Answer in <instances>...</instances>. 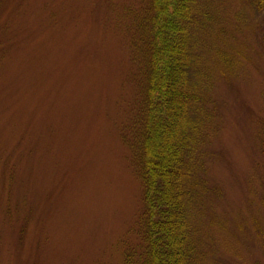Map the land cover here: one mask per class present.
<instances>
[{"label": "rangeland", "instance_id": "374dc122", "mask_svg": "<svg viewBox=\"0 0 264 264\" xmlns=\"http://www.w3.org/2000/svg\"><path fill=\"white\" fill-rule=\"evenodd\" d=\"M151 0H0V264H133ZM214 72L194 210L198 264H264V0H201ZM219 54L234 63L216 68ZM221 61V60H220ZM225 73V74H224Z\"/></svg>", "mask_w": 264, "mask_h": 264}, {"label": "trees", "instance_id": "16d2710c", "mask_svg": "<svg viewBox=\"0 0 264 264\" xmlns=\"http://www.w3.org/2000/svg\"><path fill=\"white\" fill-rule=\"evenodd\" d=\"M135 24V58L144 39L147 55L141 106L123 129L134 149L145 205L143 251L134 264H198L200 231L193 214L206 192L202 146L214 80L199 46L213 17L201 0H151ZM222 64L233 72V61L219 54L216 68ZM126 263L133 264L131 255Z\"/></svg>", "mask_w": 264, "mask_h": 264}]
</instances>
